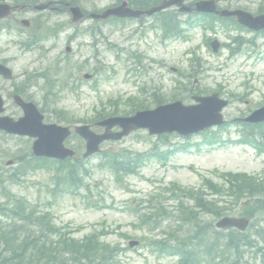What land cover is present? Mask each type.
<instances>
[{
  "label": "rangeland",
  "instance_id": "374dc122",
  "mask_svg": "<svg viewBox=\"0 0 264 264\" xmlns=\"http://www.w3.org/2000/svg\"><path fill=\"white\" fill-rule=\"evenodd\" d=\"M80 1L89 10L105 9L116 2V0ZM253 3V9L264 7V0H253ZM245 6L249 10L246 3ZM54 17V23H63L64 26V23L69 22L71 26L61 29L58 37L47 41L42 51L15 50V44H12L13 49L7 52L6 56L14 52L17 57L16 64H13L18 81L43 72L48 61L59 62L64 67V72L69 70L74 75L73 78L78 84L76 92L71 93L67 86L68 91L61 95L51 108H64L68 111L71 122H67L66 117L65 122L60 123L65 127L68 124L75 128L85 122L96 123L100 114L95 113L99 111L101 102L106 103L109 110L113 109L115 104L108 103V100L119 101L121 108H127L124 107L123 101H127L130 96H139V89L144 86L147 88L144 96L147 97L149 100L147 102L152 108L154 92L158 96V101L170 103L174 100L172 94L175 82L183 83L179 80L181 79L179 72L186 73L190 70L189 50L202 45L200 41L203 33L197 29L192 32V42L188 44L171 42L160 46L159 32L150 26V20H146L144 26L136 21L100 23L102 36L98 37V42L95 43L90 32L92 21L88 20L76 29L67 12L55 14ZM216 32L215 35L208 33V37L213 36L225 43L230 41L231 49L222 48L215 54L212 49L203 46L200 54L206 64L199 73L196 72L197 70L194 71V78L191 77L187 83L191 81L194 83L197 80L198 83L193 84V87L202 89V92L207 91L209 95L216 92L233 95L235 99L225 110V117L229 121H234L248 115L249 110L256 109L264 103V36L233 31L231 36L236 38V41L232 42L228 37L230 33L221 26H218ZM5 39L8 41L10 36L6 35L3 42ZM247 41L257 43L258 47L247 45ZM67 46L71 47L70 53L65 51ZM234 49L240 52L233 57L230 53ZM210 66L212 68H208ZM130 68L132 71H138L137 75L134 72L128 73ZM85 74L96 76L85 80ZM134 81L138 82V87H135ZM189 87L191 88L192 85L189 84ZM188 92L189 90L185 95H188ZM247 92L252 94L245 96L248 98L246 102L236 100L238 96ZM31 93H35L31 98L33 102L40 108L43 107V95L39 89L34 87ZM181 97L183 98V94ZM6 102V115L15 119L22 116L21 110L11 99ZM43 114L46 123L59 124L57 113L48 110ZM239 131L240 128L236 125H230L222 133L226 143L215 146L205 144L203 136H194L190 140L194 145L187 151L178 150L165 164L164 161L153 158L142 168L139 175L126 179L124 187L118 186L109 172L99 169L97 167L99 157L93 156L90 161H86L89 175L85 176L86 184L91 187V195L85 190L76 192L75 189L71 192L69 188L66 189L62 177L57 176L56 170L48 169L57 166L58 163L55 161L45 160L43 163H51L43 166L47 169L33 170L36 168L34 159L30 157L33 139L0 133V203L5 200V195L9 192L13 196L26 197L31 202H29L31 206L51 212L59 226L67 224L75 228L77 230L75 236L79 239L95 229L105 228L109 235L106 240L125 248L128 247L131 238L136 241L147 235L150 246H146L144 242V246L134 248L137 249L136 251L134 249L123 251L120 259L124 264H179V257L173 258L169 254L160 253L156 248L155 242L161 239L166 231L159 229L156 232H146L148 225L144 228L140 226L141 215L149 212L150 198L172 183L182 187L198 188L202 186L201 175L218 180V175L212 174L215 170L247 172L263 177L264 151L259 152L254 147L239 143ZM75 137L67 141V146L74 148L77 154H80L84 150L85 143ZM259 139L262 142L261 137ZM184 143L181 138H173L171 145L161 144L155 137H150L147 131H141L119 142L104 144L102 151L127 149L147 153L158 144L159 149L165 152L168 149L174 151ZM19 158L23 159L24 164L18 174L15 171L19 168ZM9 162L12 164L8 165ZM25 169L28 170L23 173ZM63 189L66 190L62 193ZM168 202L166 206L172 210L175 203L173 200ZM104 205L108 208H96ZM135 209L138 211L136 212ZM240 212L241 207L233 208L231 213L235 214L233 216H238ZM256 219L263 221L261 226L264 223V213H258ZM205 221L213 222L211 216ZM157 224L158 220L153 226ZM172 226L170 222L167 223L168 230ZM187 231L186 228L181 230L180 227L175 226L169 236L183 235ZM249 232L254 234L255 229L252 228ZM123 233L128 234L130 239L123 238ZM254 253L253 249L246 253L247 264H263L261 257H255ZM208 262L204 261L202 264ZM218 262L220 261L217 260Z\"/></svg>",
  "mask_w": 264,
  "mask_h": 264
},
{
  "label": "trees",
  "instance_id": "16d2710c",
  "mask_svg": "<svg viewBox=\"0 0 264 264\" xmlns=\"http://www.w3.org/2000/svg\"><path fill=\"white\" fill-rule=\"evenodd\" d=\"M67 121H71L68 114ZM142 161V158L130 155H120L110 160L105 157L106 165L117 178L121 177V172L132 173ZM82 167V162L71 161H67V169L66 165L63 166L61 170L67 172L68 185L77 188L83 185ZM243 184L234 185L249 191L258 190L254 182ZM15 203L14 208H0V264H119L114 247L101 242L103 233H94L82 240L72 239L54 226L47 215L38 216L26 200L18 199ZM233 241L231 237L229 242ZM220 244V239H216L215 245ZM226 246L240 252L238 244L227 242Z\"/></svg>",
  "mask_w": 264,
  "mask_h": 264
},
{
  "label": "water",
  "instance_id": "95a60500",
  "mask_svg": "<svg viewBox=\"0 0 264 264\" xmlns=\"http://www.w3.org/2000/svg\"><path fill=\"white\" fill-rule=\"evenodd\" d=\"M121 12L123 11L116 10L117 14H121ZM111 14H114V12H111ZM240 20L250 28L257 30L264 29V17L251 18L249 16H241ZM21 104L25 110V118L21 119L19 123L11 122V120L8 119L0 120V129H5L11 133L39 137V140L34 145L35 153L38 156H57L59 158L72 156L73 152L64 150L62 146V143L69 135V132L65 129H60L55 126H44L42 124L43 117L38 113L33 105H26L23 103ZM209 106L210 104L206 107V109H208ZM200 109V107L191 109V111L186 114L184 111L185 109L181 106V104H176L161 108L152 114L149 113L141 115L134 120V123H136L138 127L143 126L150 128L152 133L178 131L183 135H187L197 132V129L193 127L197 124L195 121H193V118L195 116L202 115L201 112L204 111ZM0 112H2L1 107ZM131 128L135 127L131 126L130 129ZM79 131L83 137H85L88 142H90V151L88 154L96 152L98 145L103 140L110 138L116 139L122 136H113L109 133H106L103 136L95 137L88 132L87 128L80 129Z\"/></svg>",
  "mask_w": 264,
  "mask_h": 264
},
{
  "label": "flooded vegetation",
  "instance_id": "af4514ba",
  "mask_svg": "<svg viewBox=\"0 0 264 264\" xmlns=\"http://www.w3.org/2000/svg\"><path fill=\"white\" fill-rule=\"evenodd\" d=\"M8 3L13 5L12 0H0V4ZM23 13L21 11H14L8 18L0 19V41L3 40L5 35H10L9 43L6 45L0 44V63L10 68L13 72V63L17 61L16 56H6L7 48L15 44V49L22 47V42H18L23 37V30L19 27ZM4 47V48H2ZM18 78L15 76L14 80H6L0 76V94L5 99H13L18 92L22 91V85H18Z\"/></svg>",
  "mask_w": 264,
  "mask_h": 264
}]
</instances>
